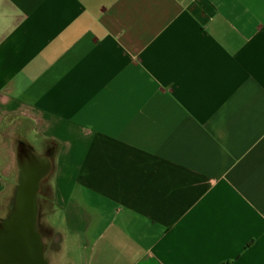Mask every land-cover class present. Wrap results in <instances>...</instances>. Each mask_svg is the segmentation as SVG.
<instances>
[{
  "label": "crops",
  "instance_id": "obj_1",
  "mask_svg": "<svg viewBox=\"0 0 264 264\" xmlns=\"http://www.w3.org/2000/svg\"><path fill=\"white\" fill-rule=\"evenodd\" d=\"M15 119L54 148L0 264H264V0H0Z\"/></svg>",
  "mask_w": 264,
  "mask_h": 264
},
{
  "label": "water",
  "instance_id": "obj_2",
  "mask_svg": "<svg viewBox=\"0 0 264 264\" xmlns=\"http://www.w3.org/2000/svg\"><path fill=\"white\" fill-rule=\"evenodd\" d=\"M13 209L0 225V263L27 261L24 253L39 250L35 231L36 193L44 165L33 153L23 156Z\"/></svg>",
  "mask_w": 264,
  "mask_h": 264
},
{
  "label": "rangeland",
  "instance_id": "obj_3",
  "mask_svg": "<svg viewBox=\"0 0 264 264\" xmlns=\"http://www.w3.org/2000/svg\"><path fill=\"white\" fill-rule=\"evenodd\" d=\"M48 148L53 149L54 145L39 141L32 132L31 123L28 120H11L0 128L1 172L3 178L8 181L7 190L0 196V223L9 216L13 209L23 156L32 152L43 154ZM42 185L43 190L37 194L38 222L43 217V211L48 210L50 205L48 181H43Z\"/></svg>",
  "mask_w": 264,
  "mask_h": 264
}]
</instances>
